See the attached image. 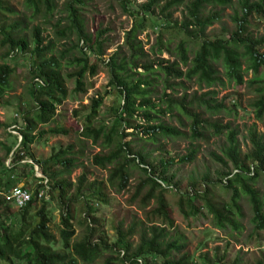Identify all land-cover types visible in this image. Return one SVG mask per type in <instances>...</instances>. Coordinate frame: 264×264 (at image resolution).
I'll list each match as a JSON object with an SVG mask.
<instances>
[{"label":"trees","instance_id":"obj_1","mask_svg":"<svg viewBox=\"0 0 264 264\" xmlns=\"http://www.w3.org/2000/svg\"><path fill=\"white\" fill-rule=\"evenodd\" d=\"M57 1L26 0L31 19L42 16L49 22ZM114 1L133 22L125 31L123 43L108 58L104 55L114 44L108 35L111 29L88 33L84 16L88 0H64L60 4L63 16L52 24L53 38L44 36L40 25L25 33L26 17L9 25L0 21V50H4L0 63V105L8 104L6 96L16 88V66L4 61L19 58L28 63L24 90L29 101L25 110H18L21 124L14 131L20 139L7 131L12 141L0 142L5 158L13 155L10 166L0 160V216L7 218L0 225V264H91L104 252L117 254L121 264H264L263 258L243 263L240 256L226 262L225 255L219 261L226 263H216L208 255L198 263L186 250L184 235L172 233L175 223L168 198L173 197L175 207L185 218L205 217L214 228L228 231L231 237L235 236L232 232L240 236L245 229L244 201L251 209L253 230H264V193L254 187L260 179L264 181V132L251 127L245 136L248 149L242 150L239 132L213 119L231 109L223 102L217 103L215 91L189 94L186 85L189 82L199 88H216L234 83L253 87L251 108L256 120L264 122V35L255 36L251 31L256 20L264 22V0ZM227 9L231 10L228 17L233 24L230 36L207 33L209 27L222 22ZM177 11L181 17L173 20ZM0 12L14 14L5 0H0ZM147 18H162L160 29L175 28L188 40L182 39L173 46L171 39L164 40L160 32L155 44L146 51L139 36L145 31ZM165 52L169 58L162 57ZM102 68L109 77L106 93L115 95V103L103 112L104 96L97 93L87 105L73 110V116L81 123L77 149L71 145L52 153L48 159L31 158L32 163H23L32 174L38 165L43 177L38 178L41 182L36 189L30 191V201L17 207L7 199V193L24 181L16 171L22 160H29V147L48 135L68 134L59 124L62 114L57 113L58 106L71 92L85 94L88 78ZM250 70L252 79L245 80L244 75ZM69 82L74 84L72 90ZM164 118L175 120L186 130L165 123ZM6 127L0 122V131ZM210 131L216 137L223 133L226 137L219 147L220 153H208L210 160L225 170L220 178L212 180L205 168L189 175V186L184 191L178 183H166L174 166L184 167L197 160L200 142L209 140ZM160 138L182 139L190 146L178 158L162 156L151 160L138 143H158ZM88 141L99 147L92 163L106 171V177L91 180L89 173L83 171L73 180V172L83 166L78 163V156L84 154ZM7 173L8 179L4 180ZM110 190L116 194L126 192L127 205L135 206L143 214L131 215V221L127 216L119 220L112 227L116 234L113 243L106 241L102 221L95 216V205L111 203ZM47 196H55L57 223H53ZM74 207H82L77 220ZM111 261L107 259L105 264Z\"/></svg>","mask_w":264,"mask_h":264},{"label":"rangeland","instance_id":"obj_2","mask_svg":"<svg viewBox=\"0 0 264 264\" xmlns=\"http://www.w3.org/2000/svg\"><path fill=\"white\" fill-rule=\"evenodd\" d=\"M64 0L57 1V7L55 8L52 16L49 18V22H46L45 18L39 16L36 19H31L30 13L27 10L26 0H5L6 5L13 9L14 14L0 12V21L4 25H9L15 19H23L26 17L25 26L27 29L25 33H30L31 28L34 25H40L43 31V35L48 38H53L54 30L52 24H54L60 17L63 16L60 9V4ZM138 3H144L146 0H137ZM231 13L230 9L225 10L222 17V22L215 23L207 29V33L214 34L215 36L229 37L233 29L232 21L229 19L228 14ZM84 16L86 21V29L88 33L94 34L100 28L109 27L111 31L108 35L113 39L114 44L109 47L104 55L108 58L110 54L116 50L117 46L122 44L124 41L125 31L129 30L132 26V19L129 18L122 10L121 6L117 1L114 0H88L86 8L84 10ZM28 17V18H27ZM181 12L177 11L173 13L172 19H180ZM163 24L162 18H147L145 31L139 36L143 41L144 48L147 51L150 47L155 44L156 38L159 33H162L163 39H171V44L174 46L180 40H188L186 36L175 28H163L160 29V25ZM251 31L255 36L264 35V22L256 20ZM58 49H61V44H58ZM264 53V49L261 51ZM4 50H0V63L1 57ZM162 57L169 58V53H163ZM5 63L11 67L16 66L17 77L14 79L15 91L10 92L6 98L8 99V104L0 105V122L4 123L7 127L0 131V142L10 143L12 139L7 136V131L13 135H17L20 139L18 132L14 131V127L21 124V117L19 109L25 110L28 107V98L26 91L24 90L27 80L26 75L28 72V63L26 59L19 58L14 61L5 60ZM221 70V68H220ZM244 79H252V71L250 70L248 74L244 75ZM109 77L104 68L94 77L88 78V90L84 94H75L71 92L69 98L65 100L62 105L58 106L57 113L62 114L59 118V124L64 127L67 131V135H48L41 142H37L31 145L28 149L29 160H22L18 165L16 173L20 177H24V181L17 184V187H25L29 191L33 192L36 186L41 182L38 180L39 177H43L42 173L39 171V166H34V173L29 169V167L24 166L23 163H32V159L45 160L48 159L52 153L65 149L71 145L79 147L78 143V132L81 130V123L79 119L73 116V110L79 108L81 105H87L89 100L94 97L97 93H101L104 96V104L102 106V111L106 112L109 106L115 103L116 97L112 93H106V86L108 84ZM189 89V94L197 93V95H202L207 91H215V97L217 103L223 102V104L231 109L229 112L222 114H216L213 119H219L222 125H229L230 128L239 132L238 139L242 145V150L248 149V141L245 136L248 130L256 126L259 132H264V122H259L256 120L253 109L251 108V103L254 99V88H249L246 84L239 87L234 83H228L226 86H218L216 88H199L196 84L186 82ZM74 84L72 82L68 83V87L72 90ZM164 122L171 124L180 128L181 130H186L180 126L175 120L164 118ZM210 136L207 142H200L199 154L197 160L193 164H188L184 167L176 165L174 166L167 175L166 183H170L171 186L174 183H178V188L184 191L188 188L189 175L193 171H202L208 168L209 174L212 180L216 181L221 176L225 170L219 165H216L210 160L209 152L216 151L219 152V147L222 146L226 137L225 134L220 136H214L213 131L208 133ZM198 144V143H197ZM145 152L150 154L151 160H159L162 156H176L185 155L190 144L185 140L177 139H165L160 138L158 143L154 142H139ZM99 151V147L88 141L84 144V154L78 156V163L83 165L76 169L72 174V179L74 180L77 175H80L83 171L89 173L88 178L93 180L94 178L103 179L106 177V171L98 169L92 163V157ZM5 152L0 146V160L6 165L13 164V155L9 157L4 156ZM176 158V159H177ZM1 170V165H0ZM28 175V176H24ZM3 176V175H2ZM166 177V176H165ZM4 180L8 179V173L3 176ZM134 183V180H132ZM255 188L259 189L261 193H264V181L260 179L255 185ZM219 192V190H218ZM112 197L111 203L109 205H95L97 212L95 216H98L102 221V230L104 231V238L108 243H113L116 240V234L112 228L117 224L119 220L127 216L128 221H131V215H137L142 217L143 214L135 206L129 207L127 205L126 198L128 194L122 192L121 194H116L113 190H110ZM170 201V216L174 220L175 227L172 229V233H181L186 239L188 244L186 250L195 258V260L200 263L208 255L210 258L214 259L216 263L220 262L219 259L225 255L227 257L226 262H229L236 256H240L243 263L246 261L248 263L254 262L256 259H264V230L254 231L253 226L250 222L251 209L243 201L242 206H244L245 218L242 220L245 229L241 232L240 236H236L237 233L232 232L235 236L231 237L228 231H223L214 228L211 222L205 217H189L185 218L175 207L174 199L169 196ZM49 200L50 208L53 213V223L59 221V211L57 202L54 198L46 197ZM16 211L17 208L12 206ZM74 215L77 220L82 214V207H74ZM4 216H0V225L6 223ZM77 231H79L77 225ZM1 232V227H0ZM58 236V231L53 230ZM253 232V235L250 234ZM251 236V237H250ZM58 246L61 244L59 242ZM107 259H112L109 264H121L117 260V254H111L110 252H104L102 255L98 256L91 264H105ZM220 262V263H226ZM245 262V263H246ZM80 264H83L82 262Z\"/></svg>","mask_w":264,"mask_h":264},{"label":"built area","instance_id":"obj_3","mask_svg":"<svg viewBox=\"0 0 264 264\" xmlns=\"http://www.w3.org/2000/svg\"><path fill=\"white\" fill-rule=\"evenodd\" d=\"M31 192L25 187H13L7 193V199L11 200L17 207H23L31 199ZM43 194V191L39 193V196Z\"/></svg>","mask_w":264,"mask_h":264}]
</instances>
